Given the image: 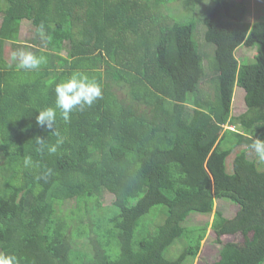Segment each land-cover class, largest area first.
I'll return each mask as SVG.
<instances>
[{
	"label": "trees",
	"instance_id": "trees-1",
	"mask_svg": "<svg viewBox=\"0 0 264 264\" xmlns=\"http://www.w3.org/2000/svg\"><path fill=\"white\" fill-rule=\"evenodd\" d=\"M176 2L182 16L175 0H0V253L20 264H188L209 222L183 223L228 201L239 210L214 214L213 264H264V168L249 159L264 139V17L248 21L246 0ZM24 22L34 32L21 45ZM243 47L252 60L237 57ZM18 49L47 63L22 70ZM75 71L103 97L67 123L57 109V136L35 117ZM237 235L245 242L223 241Z\"/></svg>",
	"mask_w": 264,
	"mask_h": 264
},
{
	"label": "clouds",
	"instance_id": "clouds-1",
	"mask_svg": "<svg viewBox=\"0 0 264 264\" xmlns=\"http://www.w3.org/2000/svg\"><path fill=\"white\" fill-rule=\"evenodd\" d=\"M37 35L41 40L50 41L52 37L46 34V28L41 23L37 28ZM12 60L17 62V66L22 70H38L42 65L47 63V58L44 55H36L33 51L18 49L12 53ZM55 107H46L40 110L35 117L37 125L42 129L53 130L57 136L59 133L55 130L57 121V109L60 111V116L67 123L71 119V114L74 111H84L85 108L93 106V104L103 97V89L101 85L87 74L75 71L66 79L58 83L55 87ZM44 139L37 137V142L40 143ZM63 142V139H58L57 144ZM251 149L257 156L264 160V139L256 138ZM51 152L56 151V147L50 148ZM30 163V158H25V165ZM0 264H20V258L15 254L0 253Z\"/></svg>",
	"mask_w": 264,
	"mask_h": 264
},
{
	"label": "rangeland",
	"instance_id": "rangeland-1",
	"mask_svg": "<svg viewBox=\"0 0 264 264\" xmlns=\"http://www.w3.org/2000/svg\"><path fill=\"white\" fill-rule=\"evenodd\" d=\"M178 0H175V3L171 5V8H173L174 13L177 15L180 14L181 16L184 14L183 10L181 9L180 2H176ZM233 3H237L239 0H230ZM264 0H246V5L248 9V21L254 23L255 21L259 20L260 18L264 17ZM195 21H197L198 28L196 35L197 38L199 36H204V25L201 22L200 16L193 17ZM33 27L30 23L25 22L22 26V32L21 37L22 39L25 38L26 40H29L33 35ZM202 33V34H200ZM9 46H7V51H9ZM11 53V51H10ZM254 56L253 49L249 48H240L237 52V57L242 60H252ZM122 96V95H121ZM245 97V91L242 88L236 87L233 97V105H232V115L233 116H239L242 115L246 111V105L244 102ZM249 159H258L260 162V166L264 168V160L260 159L257 154L252 150L249 154ZM233 160L234 155L231 156V158L227 162V168L230 173L233 171ZM110 202V200H109ZM71 204H67L62 207V210L64 213L68 212L70 209ZM239 207L237 205H233L232 203L228 201H215L214 206V212L210 217H204L200 215H193L189 222L183 223V226L188 225H203L206 222H209V228L207 230V236L205 240L201 243V251L198 257L193 258L189 257L187 260L188 264H213L216 260H218V252L219 247L214 243L215 234L213 233L211 229V224L214 219V214L217 211H221L226 218H233L236 213L238 212ZM245 238L241 235L237 236H225L223 237V241H231V242H245ZM170 251L174 254H180L182 252L181 247H170Z\"/></svg>",
	"mask_w": 264,
	"mask_h": 264
},
{
	"label": "crops",
	"instance_id": "crops-1",
	"mask_svg": "<svg viewBox=\"0 0 264 264\" xmlns=\"http://www.w3.org/2000/svg\"><path fill=\"white\" fill-rule=\"evenodd\" d=\"M1 22H2V16H1V14H0V25H1ZM24 23H25V22H24ZM24 23H23V24H24ZM23 24H22V26H23ZM22 26H21V32H22ZM33 30H34V28H33ZM21 32H20V36H19V37H20V43H21V45H23V44H25V41H27V40H26L25 38L22 39V37H21ZM10 44H11V43H7L6 48H7V46L10 45ZM11 47H12V46L10 45L9 48H11ZM26 48H27V47H26ZM6 56H7V55H6Z\"/></svg>",
	"mask_w": 264,
	"mask_h": 264
}]
</instances>
